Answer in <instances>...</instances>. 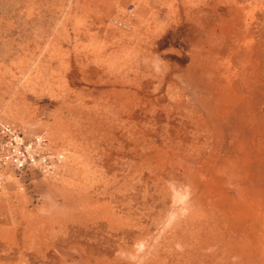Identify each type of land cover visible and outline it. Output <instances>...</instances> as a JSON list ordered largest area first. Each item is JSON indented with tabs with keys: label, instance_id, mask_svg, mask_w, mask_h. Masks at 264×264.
<instances>
[{
	"label": "rangeland",
	"instance_id": "374dc122",
	"mask_svg": "<svg viewBox=\"0 0 264 264\" xmlns=\"http://www.w3.org/2000/svg\"><path fill=\"white\" fill-rule=\"evenodd\" d=\"M0 121V264H264V0H0Z\"/></svg>",
	"mask_w": 264,
	"mask_h": 264
},
{
	"label": "built area",
	"instance_id": "2783aa9c",
	"mask_svg": "<svg viewBox=\"0 0 264 264\" xmlns=\"http://www.w3.org/2000/svg\"><path fill=\"white\" fill-rule=\"evenodd\" d=\"M62 158V152L52 150L44 134L26 137L10 124L0 121V187L7 173L15 177L29 171L51 175Z\"/></svg>",
	"mask_w": 264,
	"mask_h": 264
},
{
	"label": "bare ground",
	"instance_id": "6f19581e",
	"mask_svg": "<svg viewBox=\"0 0 264 264\" xmlns=\"http://www.w3.org/2000/svg\"><path fill=\"white\" fill-rule=\"evenodd\" d=\"M18 257H20V255H19ZM4 264H5V263H4Z\"/></svg>",
	"mask_w": 264,
	"mask_h": 264
}]
</instances>
